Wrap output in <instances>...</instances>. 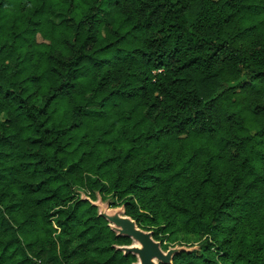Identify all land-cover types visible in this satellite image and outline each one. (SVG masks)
Returning a JSON list of instances; mask_svg holds the SVG:
<instances>
[{"label": "trees", "instance_id": "obj_1", "mask_svg": "<svg viewBox=\"0 0 264 264\" xmlns=\"http://www.w3.org/2000/svg\"><path fill=\"white\" fill-rule=\"evenodd\" d=\"M78 192L264 264V0H0V264L135 263Z\"/></svg>", "mask_w": 264, "mask_h": 264}, {"label": "water", "instance_id": "obj_2", "mask_svg": "<svg viewBox=\"0 0 264 264\" xmlns=\"http://www.w3.org/2000/svg\"><path fill=\"white\" fill-rule=\"evenodd\" d=\"M81 201L88 202L97 209V216L103 218L109 229L116 237L130 239V246H116L115 250L121 252L123 256L132 255L136 258L133 264H172L173 258L180 254H190L200 247L177 246L164 251L161 243L155 241L151 231H145L138 227L136 222L126 216L124 205L111 208L109 201H104L96 195V200H91L83 192H78Z\"/></svg>", "mask_w": 264, "mask_h": 264}, {"label": "rangeland", "instance_id": "obj_3", "mask_svg": "<svg viewBox=\"0 0 264 264\" xmlns=\"http://www.w3.org/2000/svg\"><path fill=\"white\" fill-rule=\"evenodd\" d=\"M60 19H56L55 22H59ZM79 196V195H78ZM78 196H76L78 198ZM105 201H109L112 203V201H114L112 198L108 197ZM104 201V203H105ZM106 204V203H105ZM111 208H116V207H111ZM55 229H57L55 227ZM58 230V229H57ZM161 237L163 238L162 239V242L161 243V248L166 251L168 248H175L177 246H188V247H192V246H195L196 247H200L199 245L204 243V239L203 241H201L200 243H191V244H186V243H183V236L182 235H161ZM110 239H105V241H109ZM213 251L215 252L216 249H213ZM197 253H199V249L197 251H195Z\"/></svg>", "mask_w": 264, "mask_h": 264}]
</instances>
